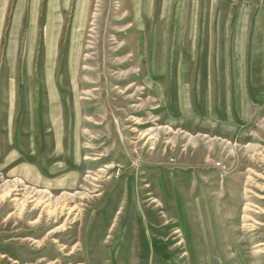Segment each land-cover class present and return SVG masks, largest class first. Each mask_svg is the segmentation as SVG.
Segmentation results:
<instances>
[{
	"label": "rangeland",
	"instance_id": "374dc122",
	"mask_svg": "<svg viewBox=\"0 0 264 264\" xmlns=\"http://www.w3.org/2000/svg\"><path fill=\"white\" fill-rule=\"evenodd\" d=\"M0 264H264V0H0Z\"/></svg>",
	"mask_w": 264,
	"mask_h": 264
},
{
	"label": "crops",
	"instance_id": "0c3cea01",
	"mask_svg": "<svg viewBox=\"0 0 264 264\" xmlns=\"http://www.w3.org/2000/svg\"><path fill=\"white\" fill-rule=\"evenodd\" d=\"M260 108V107H257ZM60 167L53 166L50 168L49 173L50 174H42V173H37L36 175L33 174V180L39 185L47 186V187H53L56 185H63L65 183H70L75 182L78 179V174L73 175L70 172L65 174L64 176L57 177L54 176L56 174V171L59 170Z\"/></svg>",
	"mask_w": 264,
	"mask_h": 264
},
{
	"label": "bare ground",
	"instance_id": "6f19581e",
	"mask_svg": "<svg viewBox=\"0 0 264 264\" xmlns=\"http://www.w3.org/2000/svg\"><path fill=\"white\" fill-rule=\"evenodd\" d=\"M232 240V239H231ZM233 242V241H232ZM236 244V243H235ZM235 246L234 245H232V248H234ZM237 247V246H236ZM241 259V258H240ZM225 262V261H224Z\"/></svg>",
	"mask_w": 264,
	"mask_h": 264
}]
</instances>
